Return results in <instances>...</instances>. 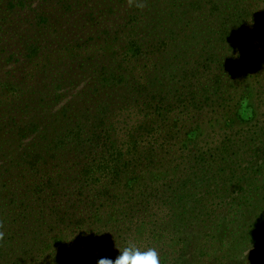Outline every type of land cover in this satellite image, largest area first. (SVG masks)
Instances as JSON below:
<instances>
[{
    "label": "trees",
    "instance_id": "trees-1",
    "mask_svg": "<svg viewBox=\"0 0 264 264\" xmlns=\"http://www.w3.org/2000/svg\"><path fill=\"white\" fill-rule=\"evenodd\" d=\"M105 1H60L37 15L39 34L0 61L19 72L2 85L6 111L0 102V264L115 259L129 227L138 248L153 242L160 264H186L205 233L215 250L236 230L235 247L221 254L238 264L244 245L264 243V22L245 42L264 0H122L128 13L114 26L96 22ZM77 74L88 81L52 126L2 127L33 104L45 78V99H56ZM241 94L248 120L236 114ZM129 117L137 124L127 138L120 124ZM25 137L36 146L16 160L10 152ZM104 204L110 211L101 214ZM149 209L167 210L169 220L151 228ZM94 223L109 227L88 237L83 227ZM254 264H264V252Z\"/></svg>",
    "mask_w": 264,
    "mask_h": 264
},
{
    "label": "rangeland",
    "instance_id": "rangeland-1",
    "mask_svg": "<svg viewBox=\"0 0 264 264\" xmlns=\"http://www.w3.org/2000/svg\"><path fill=\"white\" fill-rule=\"evenodd\" d=\"M15 2L17 4L18 0H4L2 4V8L0 9V61L4 60V58L7 56V53L11 52V49L14 50L13 45H15L17 42L20 41V38H25L26 36H29L28 38H33L34 36L38 35L37 27L35 26L38 22L39 17H37L38 14L43 15H51L52 13L56 12L57 4L62 0H35V3L37 4V7L35 9H31L34 5V0H28L26 3H21V5H16V7H11L9 5V2ZM129 3V2H128ZM260 8H264V1L259 3ZM95 7V5H94ZM106 7V8H103ZM95 10L97 12H101L100 18L96 21L98 23H103L107 25H118L123 20L124 16L128 13V7L125 3H123L122 0H106L102 6H96ZM162 10L164 11V6L162 5ZM165 12V11H164ZM257 18L254 24H256V27H259V29L250 32H247L245 34V42L250 43L251 39L250 36H253L254 33L260 36L259 30H260V24L264 22V9H262L260 12L257 13ZM87 16L84 20V25L86 24ZM86 28L85 30L88 31ZM256 29V28H255ZM244 33V32H243ZM254 38L257 37L256 35L253 36ZM248 45V44H246ZM20 48V47H19ZM228 48V47H227ZM226 48V49H227ZM21 49V48H20ZM3 51H5L3 53ZM7 51V52H6ZM229 52V51H228ZM16 66H8V67H0V102L3 103L1 110L8 107V99L4 96V89L2 88V85L4 83L8 84V81L12 78H15L19 75V72L15 71ZM74 82L70 83V87L65 88L63 91H57L56 94L59 92V96L56 99H50V97L45 99V96L49 94L48 91V85L50 82V78L44 80V83L39 87L37 92H34V101L33 104L28 106L27 108H19L18 110L12 111L10 114V119L13 118L14 121H8V122H2V127L5 129H17V127H20L23 125V123L26 122H32L37 127L36 128H47L48 125L52 126L54 123V112L57 110L61 105L68 102L67 100H73V90L78 91L82 85L88 81V77L86 75H75ZM8 81V82H5ZM67 81H64L66 83ZM69 83V82H67ZM66 83V84H67ZM61 84V83H60ZM64 85V84H61ZM74 88V89H73ZM61 100L60 103L56 108H53V104L57 101ZM134 124H137L136 118H130L123 121L120 124L121 130H127L126 135L127 138L129 137L130 133L129 130L133 128ZM119 126V125H118ZM37 130V129H36ZM39 132V131H38ZM41 132V131H40ZM123 135V133H121ZM126 138V137H121ZM4 139L3 136H1V140ZM1 145V142H0ZM36 146V143L32 141L31 138L25 137V139H22L19 143V147H14L11 150V156H13L14 159L17 160L20 154L22 152H29L30 150H33ZM38 148V147H37ZM36 148V149H37ZM7 166V164H5ZM15 167V166H14ZM7 169V167L3 166V170ZM0 173L1 170H0ZM128 200L130 197L127 198ZM128 201H124V204ZM109 203V202H108ZM105 206L101 207L102 209H99V213L106 214L110 211L109 205L104 204ZM249 205H245L241 207L242 210V216L239 217V222H243V220L246 218V212ZM230 209V207L225 206L223 210L221 211V215L219 216L220 219H222V216H225L227 214V210ZM229 213V212H228ZM168 212L167 210H154L149 209L145 214V219L149 222V226L154 227V223H159V220H164L167 223L169 220L168 218ZM217 218V220H220ZM93 221V220H92ZM99 221V218H98ZM103 224V223H102ZM101 223H94L92 226L90 224H85L83 229L86 231V235L89 237V235H93L96 232L100 231V228H108L109 226H103ZM134 224V223H133ZM101 226V227H100ZM131 226H134L131 224ZM127 238L128 241H126V244L132 243L135 244L134 239L137 238L136 231L132 233L133 230L129 228ZM236 230L232 231L230 235L225 239L222 246H216L215 250L211 246V234L208 235L207 233L202 236V243L199 247H196V253L192 257V251L190 252L188 257L186 258V264H227L228 258L221 254L223 250L228 249L230 246L235 247V244H232L237 236ZM131 235V237H129ZM242 235H240L241 238ZM245 236V235H244ZM138 239V238H137ZM139 240V239H138ZM40 241V240H39ZM88 241V240H87ZM65 236L61 238L59 242H54L55 244H52L50 248L47 249V252L55 253L58 250H61L65 243H66ZM232 244V245H231ZM105 246V245H102ZM168 246V244H166ZM242 248L238 254L244 255L247 254L244 258L241 260H238V264H254L255 261H258L261 255V251L264 252V243L263 241H254L250 242ZM144 247L145 249L148 247H153V242L151 240H144ZM36 249H39L38 246H35ZM243 249H248L246 251H243ZM251 250V251H250ZM47 253V254H48ZM254 254H256L257 258H254ZM86 255V254H84ZM89 255V253H88Z\"/></svg>",
    "mask_w": 264,
    "mask_h": 264
},
{
    "label": "clouds",
    "instance_id": "clouds-1",
    "mask_svg": "<svg viewBox=\"0 0 264 264\" xmlns=\"http://www.w3.org/2000/svg\"><path fill=\"white\" fill-rule=\"evenodd\" d=\"M239 56V53H235ZM236 114L242 120L252 117L253 111L250 106L248 95L241 94L236 100ZM2 238V234H0ZM119 255L115 259L99 258L96 264H160L158 253L153 248L140 249L135 244L129 243L126 247L117 248Z\"/></svg>",
    "mask_w": 264,
    "mask_h": 264
}]
</instances>
